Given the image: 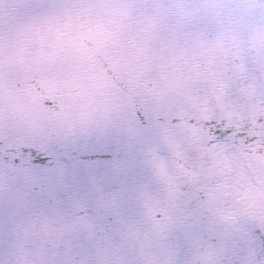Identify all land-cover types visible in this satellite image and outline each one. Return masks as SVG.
Listing matches in <instances>:
<instances>
[{"label":"water","instance_id":"1","mask_svg":"<svg viewBox=\"0 0 264 264\" xmlns=\"http://www.w3.org/2000/svg\"><path fill=\"white\" fill-rule=\"evenodd\" d=\"M264 0H0V264H254Z\"/></svg>","mask_w":264,"mask_h":264},{"label":"flooded vegetation","instance_id":"2","mask_svg":"<svg viewBox=\"0 0 264 264\" xmlns=\"http://www.w3.org/2000/svg\"><path fill=\"white\" fill-rule=\"evenodd\" d=\"M231 155V154H230ZM233 172L229 184L226 212L254 240V264H264V191L253 180L246 167Z\"/></svg>","mask_w":264,"mask_h":264}]
</instances>
